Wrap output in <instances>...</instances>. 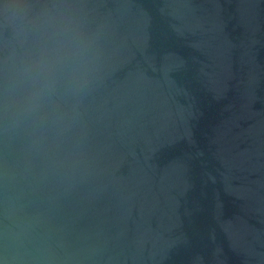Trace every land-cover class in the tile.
Listing matches in <instances>:
<instances>
[{
    "label": "water",
    "instance_id": "water-1",
    "mask_svg": "<svg viewBox=\"0 0 264 264\" xmlns=\"http://www.w3.org/2000/svg\"><path fill=\"white\" fill-rule=\"evenodd\" d=\"M46 17L94 72L27 112ZM0 264H264V0H0Z\"/></svg>",
    "mask_w": 264,
    "mask_h": 264
},
{
    "label": "clouds",
    "instance_id": "clouds-1",
    "mask_svg": "<svg viewBox=\"0 0 264 264\" xmlns=\"http://www.w3.org/2000/svg\"><path fill=\"white\" fill-rule=\"evenodd\" d=\"M35 41L33 59L18 72V88L27 112L39 110L61 94H77L94 72L91 44L71 18H44L35 30Z\"/></svg>",
    "mask_w": 264,
    "mask_h": 264
}]
</instances>
